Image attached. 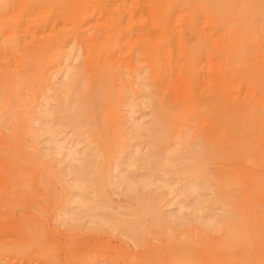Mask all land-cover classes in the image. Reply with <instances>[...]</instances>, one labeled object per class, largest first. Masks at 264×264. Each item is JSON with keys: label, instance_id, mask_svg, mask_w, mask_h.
I'll list each match as a JSON object with an SVG mask.
<instances>
[{"label": "rangeland", "instance_id": "1", "mask_svg": "<svg viewBox=\"0 0 264 264\" xmlns=\"http://www.w3.org/2000/svg\"><path fill=\"white\" fill-rule=\"evenodd\" d=\"M86 1L63 20L65 0H0L8 3L0 8V264H264V153L256 150L264 87L249 72L264 75V0H233L226 9L169 1L176 9L156 22L148 0H103L106 11L100 0ZM151 22L184 33L185 48L173 31L182 49L153 55L146 43L169 34L147 36ZM186 60L199 85L211 80L214 90L223 75L230 93L250 99L244 117L228 122L199 102L203 85L187 92ZM6 74L20 77L10 84ZM63 93L77 111H65ZM46 108L52 113L42 116ZM135 122L142 126L129 144L116 137ZM51 126L61 145L97 155L100 181L69 187L74 171L62 170V151L53 156L42 131ZM109 136L116 139L107 152ZM119 171L145 186L132 183L130 192L111 183ZM161 177L173 182L171 191ZM190 178L204 186L199 203L178 192Z\"/></svg>", "mask_w": 264, "mask_h": 264}, {"label": "bare ground", "instance_id": "2", "mask_svg": "<svg viewBox=\"0 0 264 264\" xmlns=\"http://www.w3.org/2000/svg\"><path fill=\"white\" fill-rule=\"evenodd\" d=\"M25 1H27L26 2V4L27 3H29L28 2V0H25ZM88 2L89 1H94V0H87ZM87 1H86V3H87ZM101 1V9H103V10H105L106 11V4H104V1L103 0H100ZM147 1V0H146ZM169 1H171V2H174L175 3V1L176 0H148L147 2H146V4H148L147 6H149V9L150 8H153V9H151V10H154L153 12L154 13H152L154 16H152L151 15V13H150V11L148 10V8H146V12H148V13H150V15L149 14H147V15H149V17L150 16H152L153 18H157V17H159L158 19H154L155 20V22H156V20H161L160 19V17L163 19V17H166V15H167V17H168V14H169V16H171L172 15V11H174L175 9H176V7H175V9H174V7H172V9H174V10H169V7L171 6V2H169ZM178 1V2H177ZM176 2V4H178L179 3V5H181L183 2H187V0H181L182 1V3H181V1L179 2V0H177ZM193 1V0H192ZM233 0H197V1H195V2H198V4L199 5H203V4H208V5H210V6H214V7H216V6H219L220 7V5L221 6H223V9H226L227 8V6H228V4L230 3V2H232ZM24 2V1H23ZM151 2H152V4H151ZM155 2V3H154ZM168 2H169V4H168ZM190 2V4H193L194 3V1H193V3L191 2V1H189ZM65 5H63V8H65V10H63L62 11V16H63V20L65 19V20H71V18L73 17V16H75L77 13H79L81 10H82V7H83V5H84V3H85V0H65ZM150 3V4H149ZM159 3H161V4H159ZM181 3V4H180ZM8 3L7 2H2V3H0V8H6L8 5H7ZM33 4V3H32ZM188 4V3H187ZM196 3H194V5H195ZM31 5V4H30ZM29 5V6H30ZM156 5H159V6H156ZM173 6H175L174 4H172ZM35 6V5H34ZM155 6V7H154ZM177 6V5H176ZM158 7V9H156ZM171 8V7H170ZM148 10V11H147ZM158 11V12H157ZM152 12V11H151ZM155 12H157V14L155 13ZM170 12H171V15H170ZM156 14V15H155ZM161 15V16H160ZM155 16H157V17H155ZM166 17V18H167ZM190 17V16H189ZM191 18V17H190ZM193 17L191 18V20H187V26L186 27H189V25L191 24V22L190 21H192L193 22ZM151 20V19H150ZM153 20V19H152ZM164 20H166L165 18H164ZM163 20V21H164ZM168 21V20H167ZM188 21L190 22V23H188ZM154 22V23H155ZM160 22V21H159ZM152 23L153 22H151V24H149V25H151V27L149 26V25H146V34H147V36H153L154 35V33H155V35H156V33H159L160 35H161V37H164L165 35H168V36H165L164 38L166 39L165 41H163L164 40V38H162L163 40H161V38H159V39H157L158 37H156V39L157 40H155V39H153V37H152V40H155V41H158V40H161V41H159V45L157 44L158 42H156V44L155 43H152L153 45H151L150 46V44H147L146 43V45H149V47L150 48H152L151 49V51L153 52L152 54L153 55H155V54H157L158 52H159V50H161L159 53H163L164 55H166V56H168L167 58H170V56H171V49H174V47H176V49H177V51L179 50L180 51V49H182V46H180L179 45V47L178 46H176V44L175 43H173V42H171L173 39H176V40H173L174 42H176L177 43V45L178 44H181L183 41H184V33L182 34H180V36H178L179 34H178V31H174V30H172L173 29V27H172V25L170 26V27H167L166 25H165V23H167V22H163L162 23V25H158V27H157V29H155L154 27H155V25H157V23L155 24V25H153L154 27H152ZM159 24V23H158ZM161 24V23H160ZM163 24H164V26H163ZM189 24V25H188ZM193 24V23H192ZM169 25V24H168ZM190 26H192V25H190ZM150 27V28H149ZM194 27L195 26H193V29H194ZM165 28L169 31V33H167L166 31H165ZM171 28V31L169 30ZM190 28V27H189ZM192 28V27H191ZM191 28H190V30L189 31H191ZM154 31H153V30ZM192 29V31L195 33L196 32V30H193ZM153 31V32H150V31ZM173 31H174V34H172V36L174 37L173 39H171V33H173ZM186 31V30H185ZM165 32H166V34H165ZM148 33H150V34H148ZM197 33V32H196ZM195 33V34H196ZM159 34L158 35H156V36H159ZM175 34H177V35H175ZM203 35H205V34H202V36ZM171 36V37H170ZM179 37V39H178V37ZM182 36H184V37H182ZM202 36L200 35V37L202 38ZM197 38H198V41L199 40H203L204 38H206V37H208V36H203V39H201L199 36H198V34H197V36H196ZM148 38H150V37H148ZM154 38H155V36H154ZM182 38H183V41H182ZM151 39V38H150ZM170 39V40H169ZM207 39V38H206ZM149 39H147V41H148ZM168 40V41H167ZM179 40V43L177 42ZM165 42V43H163V42ZM180 41H182V42H180ZM151 42H153V41H151ZM150 42V43H151ZM161 42V43H160ZM163 43V44H162ZM185 43V42H184ZM14 44H16V40L14 41ZM154 44H155V46H154ZM160 44H162L163 46H160ZM160 47V48H158V50L156 49L158 46ZM181 45H183V43L181 44ZM174 46V47H173ZM163 47V48H162ZM173 47V48H172ZM181 47V48H180ZM154 48V49H153ZM183 48H185V46L183 45ZM184 50V49H183ZM157 51V52H156ZM155 52V53H154ZM170 52V53H169ZM168 54H170V55H168ZM158 55V54H157ZM155 58H156V56H155ZM185 59H187V60H189L187 57H185L184 58V61H185ZM186 60V61H187ZM189 62V63H188ZM185 64H187L186 66H188V67H186L185 65V67L183 66V68H186L185 70L184 69H182V67L180 68V70H184V71H180V73H182L183 75H185L184 77H187V80H186V78H185V81H188V79L190 80V81H192L191 83H190V81H188L187 82V85L188 84H192V87H193V89L189 86H187L188 88H191L190 90L188 89V91L187 90H184L183 92L185 93V95H188V94H186L187 92H189L190 94H191V91H193L194 90V88H195V90H197V88L196 87H200L201 85H203V87L201 86V91L202 90H204V91H202V93L200 94V95H202L201 97H200V99L198 100L199 102H201L202 104H205V105H208V107L210 108V109H219L220 111H222L225 115L224 116H226V118H225V121H227L228 120V122H230V118H232V116L233 115H239L243 110H244V106H245V104L246 103H248V102H246L247 100H250V99H248V98H246L247 100H245V97L244 98H242L241 97V95L239 94V93H241V92H237V90H239V89H235V92L234 93H236L235 95H233L234 93H230L229 92V90H228V86H229V84H230V82L228 83V81L229 80H227V78H226V76H223V75H221L220 76V78H219V80H217L216 82L218 83V85L215 87V88H213L214 90H211L210 88V85L212 86V81L211 80H207V79H204V81H207V82H205V84H201V85H199V83L197 82V78H198V74L196 75L197 77H195V78H192L195 74H193V71L191 72L190 71V68H189V66H190V61H187V63L185 62ZM189 64V65H188ZM177 65H178V62H177ZM187 69H189L188 71H189V73H186V72H188L187 71ZM191 69H193L192 67H191ZM196 68H194L193 70H195ZM197 70V69H196ZM195 70V71H196ZM186 71V72H185ZM198 71V70H197ZM251 71H253V73L251 72ZM249 72H250V74H251V78L252 79H254L255 80V82H257L258 84H259V82H258V80H257V77L259 78V81H260V83L261 84H259L261 87H264V75H263V73L261 74L259 71H258V69H256V68H250V70H249ZM158 73H160V72H158L157 71V73H156V76H157V74ZM190 73H192V75L191 76H189L190 75ZM199 73V72H198ZM68 74V71H66L65 72V75H67ZM188 74V75H187ZM17 75V74H16ZM9 75L8 76V74H6V75H4V78H8V80H6L8 83H10V84H15V82L18 80H15L16 78H17V76H19L20 77V75ZM160 75V74H159ZM254 75V76H253ZM10 76H14V80H13V78L12 77H10ZM18 77V78H19ZM67 77V76H66ZM160 77V76H159ZM181 77H182V75H181ZM183 77V78H184ZM188 77H191V78H188ZM68 79H70L69 78V76L67 77V78H65L64 80H65V82H64V84H69V82L67 83L66 81L68 80ZM156 79H157V77H156ZM195 79V80H194ZM199 79H201L200 78V76H199ZM160 80V79H159ZM158 79H157V81H159ZM184 81V82H185ZM197 82V83H195V82ZM199 81V80H198ZM194 82V83H193ZM215 82V83H216ZM185 84V83H184ZM193 84H197V85H199V86H193ZM185 86V85H184ZM186 87V86H185ZM184 87V88H185ZM187 87H186V89H187ZM68 89V88H67ZM210 89V90H209ZM194 90V91H195ZM185 91H187V92H185ZM199 92V91H198ZM183 93V94H184ZM193 93V92H192ZM182 94V95H183ZM181 95V97H183ZM199 95V94H198ZM199 95V96H200ZM62 96H63V107H65V111H72V112H75V111H77V109H78V106L76 107V105L75 104H70V102H69V98H70V96H69V94L68 93H63L62 94ZM249 96V95H248ZM251 96V95H250ZM250 96H249V98H250ZM187 96H185L184 98H186ZM189 97V96H188ZM198 97V96H197ZM241 97V98H240ZM185 100V101H184ZM183 100V102H188V100H187V98L186 99H184ZM193 100H196V99H193ZM46 102H48L47 100H45ZM95 102V101H94ZM190 102V101H189ZM193 102H195V101H193ZM47 104V103H46ZM45 104V105H46ZM188 104V103H187ZM47 107H48V105H47ZM47 110H44V112H42V116L43 115H45V114H50V113H52L51 112V110H49V108H46ZM208 109V108H207ZM64 110L62 111V113L63 114H65L66 112H65ZM50 112V113H49ZM40 113H41V111H40ZM131 114V113H130ZM132 118H133V116L132 115H130ZM130 117V118H131ZM238 117H244V116H242V114H240ZM133 120L134 121H136L134 118H133ZM72 121H74V118L72 119ZM133 125V131H132V129H131V131H130V134H128L127 132H125V134H120L119 136H116L117 138L118 137H121V139H122V141H125V142H127V141H129V139H132L133 140V138H134V133H135V129H138V128H140L141 126H142V123H134V124H132ZM57 126V125H56ZM55 126V127H56ZM42 131H44V132H46L49 136H50V138H52V146H51V148H50V150H51V152L53 153V156L55 155V154H58V156L60 155V153H61V151H62V153H61V155H62V159H63V161H64V164H62V165H59V166H62V170H68V171H70L71 173H73V171H74V174H75V178H76V181H74L72 184H70L69 185V187L71 186V188L72 189H79V190H82L83 188H85L89 183H91V182H94V181H100L101 180V178H102V174H100V176L98 175L99 173H101V172H99V173H97V175H95L96 174V172H98L96 169H97V167H96V161H94V158H96V156L95 155H93V154H90V153H87V152H85V153H79V151L78 150H76L75 148H74V146L75 145H68L67 144V142H66V144H67V146H66V144L64 145H61V143L60 142H63V139H64V137L61 139V140H56L55 139V136H57V135H59V133L58 132H56V131H54V127L53 126H51V127H47V128H44V129H42ZM146 131H149L148 129L146 130ZM129 132V131H128ZM43 133V132H42ZM44 134V133H43ZM114 136V135H113ZM113 136H109V137H106V147H105V150L107 151V152H109L110 151V148L108 147V145H109V143H111L114 139H116V137H113ZM227 135H226V131L223 129V131H221V137H226ZM131 141V140H130ZM64 143V142H63ZM128 143V142H127ZM181 143V142H180ZM179 143V144H180ZM129 144V143H128ZM183 144V143H182ZM178 145V144H177ZM182 146V145H181ZM257 152H263L264 153V140L263 139H257ZM180 147V146H179ZM177 149H178V147H177ZM181 149V148H180ZM179 150V149H178ZM105 151V152H106ZM176 151V150H175ZM178 152V151H177ZM53 156H51V157H53ZM144 154L141 156L142 158H144ZM129 158V159H128ZM127 158V160H126V162H125V164H126V168L127 169H130V170H132L133 168H135V166H136V160L135 159H133L131 156L130 157H128ZM62 161V162H63ZM78 162L79 164H78V168H75V166H73V164H72V162ZM171 161V160H170ZM61 163V162H60ZM113 165V164H112ZM117 167V164H116V162H115V164H114V167L112 166V169H114V168H116ZM60 169L61 168H59V171H60ZM75 169V170H74ZM111 169V170H112ZM61 170V171H62ZM110 170V171H111ZM100 171V170H99ZM62 172H64V171H62ZM61 172V173H62ZM58 173V172H57ZM61 173H59V174H61ZM129 173L130 172H128V173H125L124 171H119L118 172V174L116 175V176H112L111 177V183L113 182V184H116L117 186H125V187H128V189H129V186L130 185H132V186H134V185H137V186H139V187H143V186H145V184H144V182L141 180V178L139 177L137 180H135L134 182H132V183H134V185L132 184V183H129L128 181H129V177H130V175H129ZM73 174V175H74ZM169 180L170 179H168V178H166V177H161V178H159V179H157L156 181L157 182H160V183H162V185L164 186V187H166L169 191H171V185L173 184V182H171V183H169ZM181 183V186H180V189L178 190V192H179V194L180 195H192L193 197H194V199L197 201V203H199V201L202 199L201 197H202V193H200V191L204 188V186L200 183V182H198L197 180H195V179H192V178H190V179H185V180H182V182H180ZM70 188V189H71ZM129 191L131 192V191H133V190H131V189H129ZM69 196H71V194H69ZM72 196L74 197V194H72ZM140 206L142 207V205H143V203H142V201L140 200ZM144 203L146 204V201H144ZM79 207L81 208V210H82V212L86 215V216H90V211H91V208L88 206V204L86 203V202H84V201H80V203H79ZM67 215H68V213L67 214H63L62 216L63 217H67ZM62 216H61V218H62ZM66 219V218H65ZM123 233V232H122ZM123 234H125V236L127 235V233H123Z\"/></svg>", "mask_w": 264, "mask_h": 264}]
</instances>
